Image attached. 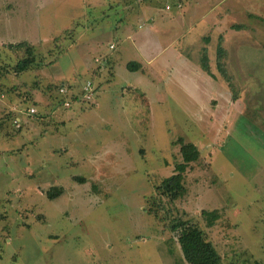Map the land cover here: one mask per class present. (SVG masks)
Wrapping results in <instances>:
<instances>
[{"label": "rangeland", "instance_id": "rangeland-1", "mask_svg": "<svg viewBox=\"0 0 264 264\" xmlns=\"http://www.w3.org/2000/svg\"><path fill=\"white\" fill-rule=\"evenodd\" d=\"M115 1L0 0V264H179L176 219L196 224L222 264H264V0ZM173 16L181 37L147 70L125 68L132 47L114 23L138 27L148 54L172 36L153 40L143 20ZM18 40L39 64L14 69ZM203 44L212 77L197 68ZM104 52L112 60L98 76L93 57ZM87 79L98 82L92 102L63 106L56 88L80 96ZM61 111L68 129L53 137ZM178 137L199 154L169 200L156 186L180 159ZM69 174L86 180L57 198L38 189Z\"/></svg>", "mask_w": 264, "mask_h": 264}, {"label": "trees", "instance_id": "trees-1", "mask_svg": "<svg viewBox=\"0 0 264 264\" xmlns=\"http://www.w3.org/2000/svg\"><path fill=\"white\" fill-rule=\"evenodd\" d=\"M9 45L14 48L23 47V51L25 52L23 57L16 60L13 66L15 70H24L31 65L39 64L41 61L35 56L33 44L28 43L25 40H18L14 43H9ZM222 54L223 48L219 45V43H217L215 49L217 67H220L219 59ZM200 65L208 72V61L204 51L200 57ZM126 67L130 70L136 69L138 64L136 61L129 60L126 62ZM59 97L60 96L58 94V98ZM36 112L37 111L35 110L34 113ZM177 139L179 143L178 151L180 159L174 164L173 171L164 176L160 180V183L156 186L157 189H159L160 192L163 193L169 200H173L183 191V171L191 161L198 157L199 154L195 143L190 140L182 139V137H178ZM73 178L79 182L85 180V177L82 175H73ZM44 192L46 197L53 198L62 192V187L60 185H50L44 190ZM152 212L156 215V217H158V214L155 210H153V208ZM168 229L174 236L182 256V262L179 264H222L220 255L216 251L215 247L208 239L205 238L202 230L190 220H173L168 225Z\"/></svg>", "mask_w": 264, "mask_h": 264}, {"label": "crops", "instance_id": "crops-1", "mask_svg": "<svg viewBox=\"0 0 264 264\" xmlns=\"http://www.w3.org/2000/svg\"><path fill=\"white\" fill-rule=\"evenodd\" d=\"M107 1H108V4L109 5H119L115 0H113V2H112V0H107ZM195 5L196 6L200 5V2H198V3L195 2ZM178 9H179V7L178 8H175V10H178ZM144 10L146 11V16L151 15V13L153 11V9L151 10V8H147V9H144ZM129 17L131 18L132 21H134L135 18H137L136 15L134 16V19H133V16H129ZM118 20H120V16L118 17ZM172 20H174V16L171 17L170 19H158V20H152V21L151 20L150 21L149 20H143L144 25L140 26V29H142V32H144V33L152 34V39L153 40L158 39V38H160V36L167 35V34H171V36H172V37L168 38V40H166V43L161 48H159L154 53H151L150 52L148 54L146 53L145 47H141V45L136 40V36L139 34L138 29H137L138 27L136 29L134 27H132L130 25V21L129 20L128 21H124V22L121 21V24H120V21H117V22L114 23L113 28H115V29L120 28L121 25H122V27L118 30V33H117L116 36H121L120 37L121 38L120 41H124V39L126 38V40L130 43V45L132 47V51H131V53H129L130 55L127 54L126 56H124L121 59L122 62H123V64H124V66H125V68H127L126 67V62L129 61V60H132V61H136L137 64H138V67L136 68V70H138L140 72L143 71L144 69L147 70L148 66H151L153 64V61L157 57V55H158L157 52L159 50H162L164 48H167L168 46H170V44L172 45L176 40H178L181 37V34L184 31L183 30V27H180V29H178V30L177 29H172L170 26H168V24ZM96 25L99 27L101 25L100 21L97 22ZM92 36L95 37L96 35H92ZM97 36H100V35H97ZM203 39L204 40H207L208 37L207 36H204ZM111 41H112L111 37L107 38V46H108V49L115 48V43L114 42H113L112 46H109V44L111 43ZM129 43H126V44L128 45ZM147 43L151 44L150 41L147 42ZM215 43L216 44H215V46L213 48L214 49V51H213L214 53H215V49H216L217 43H219V45L222 47V45H221V36L220 35L218 36L217 41ZM203 51L206 54V46L204 44L201 46L200 55L198 57L199 66L200 67H197V68H199V70H202L201 72H203L208 77L209 75L211 76V74H208L209 72L205 71L201 67V65H200V57H201ZM176 53L179 54V57H183V58H180V59L186 58L185 55L182 52L180 53L179 51H176L174 54L176 55ZM104 54H106V52H104ZM111 56H112L111 54H106V55L101 56V57H99V55H98V57L94 56L93 57V60H95L96 62H98V64L93 68V71L95 73L100 72L99 66H100V64L102 62H103V64H105L107 62L106 64H107V66L109 68L110 67V64H109L108 61H111L112 60ZM215 57H216V55H215ZM207 61H208V58H207ZM103 68L105 69V66ZM127 69L130 70L129 68H127ZM133 70L134 69H131L130 71H133ZM97 75L99 76V73ZM212 81L215 82L216 80L215 79L210 80L211 83H212ZM93 83H94V92H95V90H96V84L98 82H96V81L93 80ZM73 91L75 92V90H73ZM93 95H92V99L91 100H89L87 102L85 101V102L86 103H91L92 100H93ZM74 100L75 99H73L72 101H74ZM78 102L79 103H83L84 101H82V102L81 101H78ZM57 103H58V101H57ZM215 105L216 104H214L213 106H215ZM70 106H71V102H70V105L68 107H70ZM49 109H50V105L45 108V111H46L45 113H46V116L47 117H48V114L51 113V110H49ZM42 113H44V112H42ZM58 116H59L58 121L62 124L61 129L60 130H56L55 127H53V128H50V132L48 131L50 134L53 133V137H56V136H59L60 137V136H62L66 132V130L68 128L66 126H64V124L66 122L65 120H67L68 118L71 117V116H68L64 111H61ZM32 123H34V122H32ZM1 136H2V133L0 132V137ZM65 136H67V137L62 139L63 142H60L61 145H62V147L64 149H65L64 146H66V144H65L64 141H66L69 138V134H67ZM0 142H3V140L0 139ZM0 145H1V143H0ZM38 171H39L38 174L40 175V172L42 171V169H40ZM73 175L74 174H69V175H65V176H55L57 178L56 181H55L54 178L53 179L51 178L50 181H48V182H47V180L42 181V183L44 185H39L38 186V189L40 188L39 190H41V191L44 192V190L48 186H50V185H60L62 187V192L59 193L57 196H55L53 198H57L59 195H61V196L62 195H65L67 193V190H65V187H66L65 182L73 181V182L80 183L79 181H77V180H75L73 178ZM78 175H80V174H78ZM33 176L34 175H32V177ZM44 179H47V177H44L43 180ZM57 180H61L62 182H60V184H59V181H57ZM54 181H55V183L53 184Z\"/></svg>", "mask_w": 264, "mask_h": 264}, {"label": "built area", "instance_id": "built-area-1", "mask_svg": "<svg viewBox=\"0 0 264 264\" xmlns=\"http://www.w3.org/2000/svg\"><path fill=\"white\" fill-rule=\"evenodd\" d=\"M177 6H179V3H177ZM167 7V5H166ZM109 46H112V43L109 44ZM77 90L74 92L73 89L71 87L68 86H64V85H59L56 88V93L59 94V98L61 101V104L65 107H68L70 105V102L73 99H79V100H83V101H89L92 99V95L94 94V83L92 80L87 79L83 82V84L81 85V94L80 96H78L77 94ZM74 93V94H73ZM74 97V98H72ZM28 113H32L35 111V108L33 106H28L27 108ZM14 123L16 125L19 124V118L16 117L14 119Z\"/></svg>", "mask_w": 264, "mask_h": 264}]
</instances>
